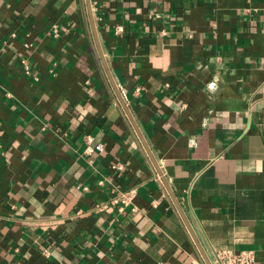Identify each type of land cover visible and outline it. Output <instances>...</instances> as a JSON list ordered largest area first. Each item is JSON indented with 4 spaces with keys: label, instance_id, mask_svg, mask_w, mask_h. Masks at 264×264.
<instances>
[{
    "label": "crops",
    "instance_id": "obj_1",
    "mask_svg": "<svg viewBox=\"0 0 264 264\" xmlns=\"http://www.w3.org/2000/svg\"><path fill=\"white\" fill-rule=\"evenodd\" d=\"M90 5L160 179L85 0H0V264H205L161 178L211 264H264V0Z\"/></svg>",
    "mask_w": 264,
    "mask_h": 264
},
{
    "label": "built area",
    "instance_id": "obj_2",
    "mask_svg": "<svg viewBox=\"0 0 264 264\" xmlns=\"http://www.w3.org/2000/svg\"><path fill=\"white\" fill-rule=\"evenodd\" d=\"M120 30V26L117 27V31ZM94 150L102 151L103 145L98 143L96 145H92V137L90 135L85 138V153L91 154ZM116 168L118 170L122 169V165L117 164ZM157 178L160 179L158 174ZM101 183V181H100ZM135 193V188L131 187L126 190H121L115 193V190L112 189V196L107 199L103 206L106 204H119L118 209H124L125 205H127L132 199ZM46 253V249L43 250ZM256 255L254 250L252 249H242L239 251H233L231 249H217L215 251L213 264H255ZM82 264H91V263H82Z\"/></svg>",
    "mask_w": 264,
    "mask_h": 264
},
{
    "label": "water",
    "instance_id": "obj_3",
    "mask_svg": "<svg viewBox=\"0 0 264 264\" xmlns=\"http://www.w3.org/2000/svg\"><path fill=\"white\" fill-rule=\"evenodd\" d=\"M85 6H86V10H87L88 17H89V22H90L91 29H92V33H93V39H94V43H95V46H96V51H97V53H98V55H99V57H100V60H101L102 65H103V67H104V70H105V72H106V74H107V76H108V78H109V80H110V82H111V84H112V87H113V89H114V91H115V93H116V95H117V97H118V99H119V101H120V103H121L122 108L124 109L126 115H127L128 118L130 119V121H131V123H132V125H133V127H134V130H135L137 136L139 137V139H140V141H141L143 147L145 148L147 154L149 155L151 161L154 163V165H155V167H156V169H157L158 174L161 175L160 170L158 169V166L156 165V163H155V161H154V158L152 157V155H151V153H150L149 147H148V145H147V143H146L144 137H143L142 134L140 133V131H139V129H138L136 123L134 122V120H133L132 117H131V114H130V112H129V110H128V107H127L126 103L124 102V100H123V98H122L120 92L118 91V89L116 88L114 82L112 81V78H111L110 72H109L108 67H107L106 60H105L104 57H103V54H102V51H101V48H100V45H99V42H98V38H97V35H96V29H95V25H94V21H93V17H92V11H91L90 0H85ZM161 179H162V182H163L164 187H165L166 190L168 191V194H169L170 198L172 199V201H173V203H174V205H175V207H176V210L178 211L180 217H181L182 220L184 221V224L186 225V227H187V229H188V231H189V233H190V235H191V237H192L194 243L196 244L198 250L200 251V254H201V256H202V258H203L205 264H211V262L209 261L208 257H207L206 254L204 253L202 247H201L200 244L198 243V241H197V239H196L194 233L192 232V230H191V228H190V225H189L188 221H187L186 218L184 217V214H183V212H182V210H181V208H180V206H179V204H178V201L176 200V197H175L174 194L172 193L171 188L168 187L166 181H165L163 178H161Z\"/></svg>",
    "mask_w": 264,
    "mask_h": 264
}]
</instances>
